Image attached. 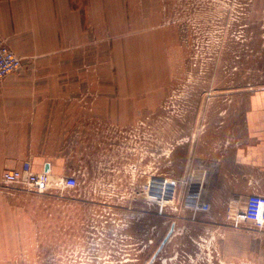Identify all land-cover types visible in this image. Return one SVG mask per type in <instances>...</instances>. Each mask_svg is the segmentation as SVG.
<instances>
[{
  "label": "rangeland",
  "instance_id": "1",
  "mask_svg": "<svg viewBox=\"0 0 264 264\" xmlns=\"http://www.w3.org/2000/svg\"><path fill=\"white\" fill-rule=\"evenodd\" d=\"M160 7L158 43L110 37L109 83H98L101 67L93 65L88 97L106 89L111 109L130 114L110 110L103 122L82 121L88 127L77 151L63 132L65 162L55 178L73 174L76 187L0 188V264H146L172 221L174 237L153 264H264L253 224L244 229L254 232L253 258L225 261L219 230L197 229L179 194L189 164L210 166L239 139L246 99L264 86V0H165ZM152 178L165 180L159 194L150 191Z\"/></svg>",
  "mask_w": 264,
  "mask_h": 264
},
{
  "label": "crops",
  "instance_id": "2",
  "mask_svg": "<svg viewBox=\"0 0 264 264\" xmlns=\"http://www.w3.org/2000/svg\"><path fill=\"white\" fill-rule=\"evenodd\" d=\"M164 1L0 0V38L23 62L18 72L0 82V183L2 173L26 162L35 172L49 164L50 175L58 176L59 165L65 162L60 153L63 132L69 129V146L77 151L79 134L88 127L82 121L96 117L103 122L110 110L119 118L129 113L120 106L111 109L106 89L98 88L94 100L88 97L94 82L92 68L99 63L98 83H109L104 66L109 63L110 37L150 36L158 43L163 35L159 20L164 17L160 7ZM126 126L131 125L119 127ZM188 167L180 181L182 200L187 189L198 184L201 202L210 206L205 213L184 205L197 217L195 227L219 230L215 239H224L220 246L225 261L252 259L254 246L248 239H254V232L244 230L250 222L237 229L226 221L241 218L250 194L264 195V86L248 95L242 134L235 144L210 166ZM7 187L0 184L2 189Z\"/></svg>",
  "mask_w": 264,
  "mask_h": 264
},
{
  "label": "built area",
  "instance_id": "3",
  "mask_svg": "<svg viewBox=\"0 0 264 264\" xmlns=\"http://www.w3.org/2000/svg\"><path fill=\"white\" fill-rule=\"evenodd\" d=\"M23 65L22 59L18 57L6 42L0 38V82L10 74L18 72ZM56 179V181H55ZM54 180V181H53ZM57 181H61L63 185L69 189H73L77 185L76 177L72 174L63 177H52L49 172H35L30 163H23L19 168L12 171L2 173L1 185L9 187L21 188L25 191L44 194L49 192L56 185ZM150 191L160 193L159 188H154L150 185ZM173 191L167 190L166 195ZM158 198V196H157ZM157 203H160L158 199ZM186 205L194 212L202 211L209 212L210 206L201 202V185L195 184L187 189L186 192ZM239 218L241 221L252 223L259 231L264 229V195L250 194L245 201L243 211ZM245 264H251L246 261Z\"/></svg>",
  "mask_w": 264,
  "mask_h": 264
},
{
  "label": "water",
  "instance_id": "4",
  "mask_svg": "<svg viewBox=\"0 0 264 264\" xmlns=\"http://www.w3.org/2000/svg\"><path fill=\"white\" fill-rule=\"evenodd\" d=\"M48 171H49V164H46L44 167V172H48ZM164 182H165V180H163L161 178H152L151 179V186H153L154 188L160 189L161 185H163ZM175 226H176V222L172 221L167 233L164 236V238L161 240V242L159 243V245L157 246V248L155 249V251L153 252V254L151 255V257L149 258V260L147 261L146 264H153L156 261L160 252L163 250V248L165 247L167 242L173 236L174 231H175Z\"/></svg>",
  "mask_w": 264,
  "mask_h": 264
}]
</instances>
